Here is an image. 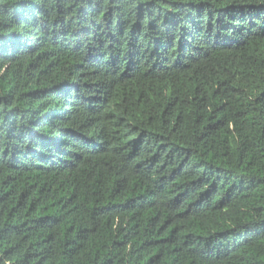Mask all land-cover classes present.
<instances>
[{
    "label": "trees",
    "instance_id": "1",
    "mask_svg": "<svg viewBox=\"0 0 264 264\" xmlns=\"http://www.w3.org/2000/svg\"><path fill=\"white\" fill-rule=\"evenodd\" d=\"M0 264H264V0H0Z\"/></svg>",
    "mask_w": 264,
    "mask_h": 264
}]
</instances>
